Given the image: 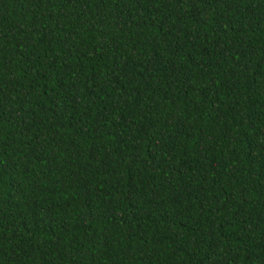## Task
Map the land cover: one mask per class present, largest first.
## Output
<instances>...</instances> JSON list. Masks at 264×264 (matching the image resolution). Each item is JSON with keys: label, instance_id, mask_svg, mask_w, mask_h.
I'll list each match as a JSON object with an SVG mask.
<instances>
[{"label": "trees", "instance_id": "16d2710c", "mask_svg": "<svg viewBox=\"0 0 264 264\" xmlns=\"http://www.w3.org/2000/svg\"><path fill=\"white\" fill-rule=\"evenodd\" d=\"M0 264H264V0H0Z\"/></svg>", "mask_w": 264, "mask_h": 264}]
</instances>
